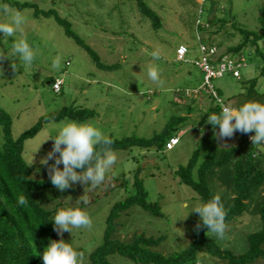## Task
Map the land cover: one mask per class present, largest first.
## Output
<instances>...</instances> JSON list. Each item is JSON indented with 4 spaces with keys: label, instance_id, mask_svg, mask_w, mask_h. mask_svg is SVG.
<instances>
[{
    "label": "rangeland",
    "instance_id": "obj_1",
    "mask_svg": "<svg viewBox=\"0 0 264 264\" xmlns=\"http://www.w3.org/2000/svg\"><path fill=\"white\" fill-rule=\"evenodd\" d=\"M16 1L35 3L44 10L55 8L72 23L73 29L99 55L102 63L114 68H98L89 53L67 37L54 18H35L31 10L22 11L26 18L24 35L36 51V59L30 67L22 66L11 55L16 37H8L5 41L0 34V56H5L0 60V108L12 119L13 138L31 129L41 117L69 106L95 111L96 117L91 120L109 138L119 140L133 136L150 139L160 134L172 119L187 117L185 122L175 121L170 128L171 134L180 138V144L171 151L160 146L116 151L117 162L105 181L89 193L88 204L80 205L89 213L92 228L65 232V240L84 253V264H90L91 254L104 244L107 219L113 206L134 194L135 172L143 166L141 179L148 192V202L158 203L164 217H154L134 206L118 219L119 226L113 238L128 243L136 234L164 236L165 241L157 252L169 256L184 251L194 240V221H201L199 214L193 211L205 202L191 188L180 184L175 171L186 166L196 150L203 160L211 145L220 148L242 145L243 150L253 146L243 143L240 132L226 141L215 139L206 114L216 104L204 90L198 97L193 93L188 95V90H200L204 77L195 65L200 58L199 44L222 43L220 51L224 52L243 39L236 29L260 31L264 0H209L203 5L202 14L199 0H146L148 7L161 19L158 29L153 28L151 20L138 11L135 3L127 0ZM8 21L9 17L0 11V22ZM209 21L211 26L207 27ZM19 35L17 32L16 36ZM180 44L188 46L190 63L176 61V49ZM259 46L264 53V40ZM157 48L162 58L153 61L151 53ZM57 57L60 67L55 69L52 65ZM244 57L246 66L240 70L241 79L226 74L212 82L225 103L243 91L244 82L260 76L263 62L254 47H248ZM13 62L17 64L15 71L11 67ZM151 63L162 69L163 85L148 78L147 68ZM57 78L64 81L62 92L58 94L49 84L50 79ZM259 85L264 91V77L260 78ZM59 123L47 124L35 138L25 143L24 159L33 167L32 180L49 179L47 166L41 164V160L52 149L53 140L49 138L57 134ZM3 143L0 124V146ZM254 147L258 153L257 163L264 166V145ZM60 167L62 169L63 165ZM233 174L234 167L229 164L208 175L210 188L221 196L226 210L233 203ZM124 181L127 184L119 186ZM84 187L77 183L63 192L52 188L37 192L35 196L46 210L57 212L75 205L84 195ZM262 190L264 186L254 192L247 212L228 224L223 237L210 233L221 247L238 253L247 250L248 234L261 229ZM109 260L110 264H136L119 255L110 256ZM198 263L225 262L203 250ZM255 264H264V260Z\"/></svg>",
    "mask_w": 264,
    "mask_h": 264
},
{
    "label": "trees",
    "instance_id": "obj_2",
    "mask_svg": "<svg viewBox=\"0 0 264 264\" xmlns=\"http://www.w3.org/2000/svg\"><path fill=\"white\" fill-rule=\"evenodd\" d=\"M57 1L59 0H53V2ZM127 1L135 3L138 11L151 20L154 29L159 28L161 19L154 10L148 7L146 0ZM1 2L20 12L31 10L35 18H54L64 28L66 36L73 39L89 53L98 68H114V66H105L102 63L99 55L73 29L72 23L63 18L55 8L44 10L35 3H22L16 0H1ZM204 4H200L201 14L203 13L202 7ZM221 22L224 25V21ZM260 22L262 25L260 31L236 29L233 25L242 34L243 39L238 45L229 47L222 52L223 55L236 57L244 55L246 49L252 46L263 62L260 76L244 82L243 91L230 98L229 101L234 107H239L249 100L264 102V91L260 90L259 85L260 78L264 77V53L259 46V43L264 40V7ZM208 23L207 27H210L211 22ZM221 44L215 45L212 42V44L207 45L216 46L220 50ZM203 79L204 77L202 83ZM236 79H241V77ZM57 80L58 78L50 79L49 84L53 86ZM202 91L200 90L196 97ZM178 93L180 94V91ZM208 93L216 105L208 110L206 117L214 112H220V107L214 96L210 92ZM218 95L221 97L219 92ZM193 100L197 99L194 98ZM225 104H228V102ZM94 117H96V112L93 110L81 109L75 106L64 107L58 113L41 117L31 129L15 139L12 135V119L6 111L0 108V124L3 127L4 134V143L0 146V264H43L42 255L40 254L43 253L51 240L61 238L54 231L52 223L56 211L46 210L37 202L35 196L37 192L56 187L52 185L50 179L42 181L31 179L33 167L24 159L26 141L35 138L49 123H59L66 119L83 122ZM186 119L187 117L172 119L160 134H156L150 139L137 136L121 140L110 138L114 142L112 148L115 152L127 151L135 147L151 149L154 146H160L167 150V142L170 138L176 136L170 132L172 124L175 121L185 122ZM242 136L243 143H248L243 134ZM255 149L254 145L248 146L244 150L242 145L231 148H220L218 145H211L207 148L203 160H200V152L196 150L189 163L175 171V177L179 178L180 184L191 188L206 203L216 194L209 186V173L214 169L232 164L234 167L232 180L234 197L232 206L226 210V224L228 225L230 222L244 216L248 210V202L252 199L254 192L264 186V166L257 163L258 153ZM143 169L144 167L140 166L135 172L134 194L113 206L107 219L104 244L91 254L90 264H110L109 257L113 255H119L136 264H199L198 256L203 250H206L212 257L223 260L224 264H255L259 260H264V204L259 210L261 229L248 234L247 250L243 253L221 247L211 237L210 233L207 235L208 229L206 227L201 226L199 229L195 227L198 223H202L197 220L193 224V242L184 251L169 256L157 252V249L165 241L166 237L164 236L155 238L147 237L143 233L136 234L133 240L128 243L114 239L113 237L119 226L118 219L134 206L141 207L154 217H164L158 203L148 202V192L143 179H141ZM126 184L127 182L124 181L119 186H125ZM20 195L26 197V204L20 205L18 203ZM63 239L65 240L64 237ZM76 249L80 251L78 248Z\"/></svg>",
    "mask_w": 264,
    "mask_h": 264
},
{
    "label": "clouds",
    "instance_id": "obj_3",
    "mask_svg": "<svg viewBox=\"0 0 264 264\" xmlns=\"http://www.w3.org/2000/svg\"><path fill=\"white\" fill-rule=\"evenodd\" d=\"M0 11L9 17L8 22H0V34L6 41L8 37H16L11 45V55L15 56L24 67H30L36 59V51L29 44L24 35L23 25L26 22L24 14L18 10L10 9L7 4H0ZM17 32L20 33L16 36ZM153 61L162 58L159 48L152 51ZM8 57V56H7ZM9 58V57H8ZM5 56H0V60ZM53 68L60 67V58L53 61ZM13 70L17 64L12 63ZM162 69L156 63L149 64L148 78L157 84L163 85L161 79ZM219 113L208 115V123L213 126L214 138L227 140L234 137L236 132L241 134L255 133L250 136L254 146L264 145V102L257 100L246 101L239 107L231 103L225 104L217 100ZM218 127L219 131H215ZM57 134L49 138L53 146L41 164L47 166L48 177L54 187L61 192L79 183L84 185V195L80 196L75 205L59 209L54 218V231L61 237L51 240L42 255L43 264H84V253L73 247L72 243L65 242V232L72 233L73 229H91L93 221L89 213L80 205L90 202L89 193L98 188L106 178L107 173L117 162V153L113 150V140L110 139L95 123L88 119L83 122L66 119L58 125ZM48 139V140H49ZM47 140V141H48ZM226 147V146H225ZM53 161V163H49ZM61 165L63 168L61 169ZM71 197L67 200L71 201ZM18 203H27L26 197L20 195ZM198 213L201 226L208 229V233L223 237L228 225L226 224L227 211L219 194L213 195L206 203L199 204L194 211Z\"/></svg>",
    "mask_w": 264,
    "mask_h": 264
},
{
    "label": "built area",
    "instance_id": "obj_4",
    "mask_svg": "<svg viewBox=\"0 0 264 264\" xmlns=\"http://www.w3.org/2000/svg\"><path fill=\"white\" fill-rule=\"evenodd\" d=\"M199 1L204 4L207 0ZM199 53L200 58L195 61V65L204 75L203 83L200 87V90L210 92L214 96L216 103L217 100L223 101V99L218 95V92L215 90V87L212 83L213 80L222 78L226 74H231L236 78H240V70L241 68L246 66V59L244 55H239L236 57L231 55H223V53L216 46H210L202 42L199 44ZM188 54L189 48L186 45H180L176 50V61L185 64L190 63ZM63 85L64 81L58 79L52 86L54 92H61ZM200 90L196 89L188 91V95L190 96L192 93L196 95ZM243 135L247 139L248 143L253 144L250 140V136L253 135V133ZM179 144L180 138L178 136H174L170 138V140L167 142L166 148L167 150L171 151Z\"/></svg>",
    "mask_w": 264,
    "mask_h": 264
},
{
    "label": "crops",
    "instance_id": "obj_5",
    "mask_svg": "<svg viewBox=\"0 0 264 264\" xmlns=\"http://www.w3.org/2000/svg\"><path fill=\"white\" fill-rule=\"evenodd\" d=\"M261 194L264 196V190H262V193ZM233 197H234V194L232 192V199H233Z\"/></svg>",
    "mask_w": 264,
    "mask_h": 264
}]
</instances>
